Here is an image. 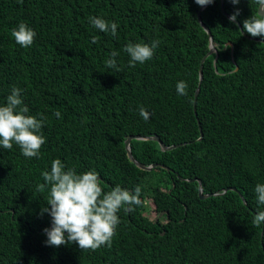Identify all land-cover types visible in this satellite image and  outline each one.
I'll return each instance as SVG.
<instances>
[{
    "label": "trees",
    "instance_id": "16d2710c",
    "mask_svg": "<svg viewBox=\"0 0 264 264\" xmlns=\"http://www.w3.org/2000/svg\"><path fill=\"white\" fill-rule=\"evenodd\" d=\"M200 7L195 0H0V106L16 86L29 114L47 117L39 158L24 157L15 143L0 147V264H264V223H252L264 211L255 193L264 184V37L243 30L260 6L224 0L251 39L222 13L221 0L201 12L218 47L203 64L194 110L209 52ZM90 17L117 23V35L94 28ZM21 22L36 32L31 47L12 37ZM153 40L160 41L153 58L130 68L127 44ZM113 51L120 71L104 63ZM179 81L188 84L186 96L177 93ZM131 136L177 145L163 152L156 141L130 143L139 163L169 171L132 163ZM57 158L78 174L95 169L106 192L141 187L142 203L118 213L110 247L46 244L51 217L41 209L49 192L36 186ZM199 181L204 195L238 192L201 199Z\"/></svg>",
    "mask_w": 264,
    "mask_h": 264
},
{
    "label": "clouds",
    "instance_id": "9594fccd",
    "mask_svg": "<svg viewBox=\"0 0 264 264\" xmlns=\"http://www.w3.org/2000/svg\"><path fill=\"white\" fill-rule=\"evenodd\" d=\"M214 0H195L199 6H207ZM240 0H231L233 4H239ZM257 4L264 8V0H256ZM239 10L230 15L229 21L234 23L239 16ZM90 23L100 32H110L117 35L118 25L102 17H90ZM243 30L251 37H264V15L251 16L243 21ZM12 37L16 44L23 48L31 47L36 37V32L26 23H19L12 30ZM98 37H92V43H96ZM159 40L148 43H128L123 49L130 57L128 66L135 67L137 63L144 64L151 60L155 50L159 46ZM119 53L113 51L105 60L109 69L120 71L116 57ZM188 84L179 81L176 90L179 95H187ZM22 89L13 86L11 93L6 97V103L0 106V147L11 150L15 143L21 149L26 158H39L40 150L46 143L42 132L47 117L41 113L29 114V108L24 105ZM139 114L145 121L149 119V112L141 106ZM56 117L61 113L56 111ZM44 183L38 184V192H49L46 206L41 209V216L48 214L51 217V228H45L47 236L46 244L52 247H60L75 243L82 250H92L102 246H111L116 234V228L120 223L118 213L134 211L133 206H139L142 189L135 187L133 191L116 185L112 190L105 191L101 185L99 173L95 169L84 173H77L74 168H66L60 159L51 163V168L41 173ZM258 205H264V184L255 187ZM259 227L264 223V211H258L252 221ZM67 233V236H65Z\"/></svg>",
    "mask_w": 264,
    "mask_h": 264
},
{
    "label": "water",
    "instance_id": "95a60500",
    "mask_svg": "<svg viewBox=\"0 0 264 264\" xmlns=\"http://www.w3.org/2000/svg\"><path fill=\"white\" fill-rule=\"evenodd\" d=\"M209 5L207 6H201L198 13H197V17H198V21L201 25V27L204 29V31L207 33L208 37H209V52L208 54L201 60V63H200V68H199V87L197 88L196 92H195V98H194V110L196 108V102H197V97L199 95V92H200V84L203 80V64L205 63V60L207 59L208 56L212 55L213 53H216L217 52V47H218V44L216 43L215 39L213 38L212 34H211V31L210 29L206 26V24H204V22L202 21V18H201V12L207 8ZM221 11L224 15L227 16V18H229L230 16L225 12L224 10V0H221ZM259 14L260 15H264V8H262L261 6L259 7ZM234 23H236L240 30L242 31L243 35L246 36V34L243 32L240 24L235 21ZM247 38H249L248 36H246ZM251 39V38H249ZM255 41H263V40H260V39H253ZM227 45H230L232 46L231 43H228ZM195 115H197L196 111H195ZM203 137V135L201 134V137L199 140H201ZM132 140H142V141H156L159 145V147L161 148V150L163 152H168V151H171V150H174L176 149L178 146L177 145H172V146H167L165 145L158 136H153V137H150V136H131L129 137L126 141H125V147H126V151H127V155H128V158L130 159V161L132 163H134L138 168L142 169V170H145V171H151L153 168H158V167H161V168H164L166 170L169 171V168L165 167L164 165H161V164H153V165H150V166H146L144 164H141L139 163L133 156L132 154V151H131V146H130V143ZM191 181H195V180H191ZM228 190H233V191H236L235 188H230V189H225L223 193H226ZM238 192V191H236ZM223 193H218V194H208V195H204L203 194V189H202V184L201 182L199 181V197L201 199H206L208 197H211V196H219V195H222ZM240 197L242 198L243 202H245L244 198L240 195Z\"/></svg>",
    "mask_w": 264,
    "mask_h": 264
},
{
    "label": "rangeland",
    "instance_id": "374dc122",
    "mask_svg": "<svg viewBox=\"0 0 264 264\" xmlns=\"http://www.w3.org/2000/svg\"><path fill=\"white\" fill-rule=\"evenodd\" d=\"M148 213L150 215V217H152L153 219L156 218V214H157V211L153 208V206H151V209H148Z\"/></svg>",
    "mask_w": 264,
    "mask_h": 264
}]
</instances>
